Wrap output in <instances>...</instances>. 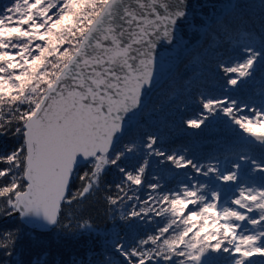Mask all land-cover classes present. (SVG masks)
Returning <instances> with one entry per match:
<instances>
[{
	"label": "snow or ice",
	"instance_id": "6c2138e0",
	"mask_svg": "<svg viewBox=\"0 0 264 264\" xmlns=\"http://www.w3.org/2000/svg\"><path fill=\"white\" fill-rule=\"evenodd\" d=\"M182 9L183 0H14L0 13V136L11 135L17 141L11 151L0 152V215L17 213L57 224L60 202L66 199L81 159L90 168L79 176L81 188L70 194L68 203L94 190L109 165L123 174L116 188L125 196L126 187L142 183L148 160L134 172L120 167L118 161L135 145L116 151L114 138L122 130V114L137 107L141 89L151 81V50L157 40L170 38L176 18L185 15ZM243 50L242 62L222 66L226 74L237 76L228 78L229 85L250 74L257 57L264 55V43L260 50L248 44ZM201 103L208 112L221 108L264 149V111L237 117L235 102ZM203 122L204 118L190 119L187 124L199 128ZM155 142L148 138L149 155L164 156L175 167L190 166L204 176L211 173L226 184L238 183L231 200L237 207L214 211L219 194L204 184L160 196L157 202L168 207L158 211L145 201V207L131 216L170 212L173 219L135 246L116 243L126 264H205L202 257L209 249L237 254L230 264H264L250 259L264 256V176L259 186H245L237 171L215 165L205 169L184 156L153 149ZM239 159L252 165L251 172L264 173V160L243 155ZM232 168L240 169L241 164L234 162ZM107 200L115 205L123 197L117 193ZM197 220L203 221L199 227ZM237 221L254 230L237 234ZM172 225L177 229L165 237ZM12 242L13 233L0 234V249L6 251Z\"/></svg>",
	"mask_w": 264,
	"mask_h": 264
},
{
	"label": "rangeland",
	"instance_id": "374dc122",
	"mask_svg": "<svg viewBox=\"0 0 264 264\" xmlns=\"http://www.w3.org/2000/svg\"><path fill=\"white\" fill-rule=\"evenodd\" d=\"M13 2L14 0H6L5 4H3V2H0V13H4L6 7H10ZM262 12H264V0H236L234 9L229 12L224 17V19H226L228 16H232L233 19L238 16V22L244 21L245 19L249 18L256 19L259 18V14ZM246 15L248 18L246 17ZM231 18H227L224 22L222 21L224 19H221L222 22L217 21L210 26V28L206 32L204 41L201 42V45L195 47L191 52H189L184 61L185 63L182 65L181 68H177L178 72H176L178 74L176 75V81H172L169 84L168 82L171 81V77L157 91V93L151 97L150 101L148 102V105L145 106L142 110L135 128L129 133H126L122 137V139L113 147L116 151H123L125 149V146L135 145L132 152H126L125 156L122 157L120 161H118L119 166L124 167L127 171L134 172L136 169L135 166L139 167L140 164H143L145 159L148 160V164L145 167L142 183L139 186L131 185L130 188H125L127 196H125L124 192H119V190L116 188V184H119L123 179V174L119 172L118 168L115 165H109L106 167V169L114 170L116 172L110 178V182H108V190H106L105 188L107 185L106 182L108 180V175L102 176L100 178L99 185L94 186V188L96 189V191L103 192L102 201L107 204L105 207L107 211V223L98 225L92 223L88 219H85L84 216L81 214V209H83V205L81 202H67V206L65 207V209H62L61 206L58 223L55 225V227L51 229L53 231V235L79 237L81 239L80 241H82L83 239H87L91 244L90 250H86L85 252V258L77 256L75 258V261L72 262V264H82L85 259H88L90 263H95L98 259V256H94L92 247H98L97 251L103 249L104 251L110 253V255L102 256L105 262L107 261L108 256H110V259H108L109 264H126L124 258L121 257L119 253H117L114 247L116 243L123 244L126 247H132L135 246V244L139 240L146 239L147 237H143L141 235L144 234V231L146 229H149L154 223L152 220L149 219V215L154 217L153 220H156L158 222V228L152 235H157L158 230L168 224L167 222L164 225V222L166 220L165 218L167 216L169 217V222L171 221V219H173L170 212L163 213L162 215H156L155 211H148L147 215L142 212L140 216H131V212H139L141 208L145 207V201L148 202V206L151 209H156L157 211L160 207H168V205H160L157 202L160 196L172 192H178L184 186H189L190 183V187L199 185L201 183V180L199 178L194 177L193 174H190L187 171L186 167H176L172 170L174 174L176 173V176L171 179V184L168 185L169 191L164 188L167 179H169V174H167L166 176V169L169 165H174L170 161H167L164 156H160L162 157V159L158 161L157 158L159 156L154 154L149 155V153L152 152V149L146 148L145 145L148 143V138L152 137V132L147 130V125L150 124L153 129H156L157 123L162 119L166 112L170 111L173 108V101L175 100L176 94L180 92L184 87L185 89L183 95L188 98H191L193 95H195L193 93H190V81L197 80L200 76L203 75L206 76V67H209V65H212L214 67L216 65L214 63L217 60V57L219 56V52L222 48V39L224 38L225 29L223 30V28L221 27L228 24ZM228 27H231V25L228 24L226 28ZM242 41V43L239 42V44L235 46L236 51H231L227 55L231 58L229 64H226L225 66H233L238 62H242V60L245 58L246 53L243 49L244 46L248 43H245V39H243ZM262 43H264V41L260 42L258 46H255L253 48L256 50H260ZM208 61H210V63ZM229 77L237 78L236 74L225 73L226 80L220 85H223L224 87L229 86L230 88H232V92L230 93V96L226 98L224 103L231 104L232 102H235V107L233 108V114L235 116L252 117L250 115V108L251 105L255 102L254 95H256L257 90L259 89L258 85L264 84V55L257 57V60L254 62V67L250 70V74L245 77L238 78L236 85H229L227 83ZM160 92L164 96L162 99H158L161 95ZM228 117L229 116L225 115L221 108L216 111V115L213 118L214 121L210 125V128L215 129L218 126L222 131V134L218 132L217 138L211 137L209 139L210 144L207 146L206 149V157L208 156V149L212 148L215 145H221L220 139L223 137L224 134H228L230 136L237 135L239 137H244V140L250 138L252 146L254 148H261L259 142L253 140V137L245 133L239 126L232 128V118ZM153 138L155 139V136ZM2 139L3 136H0V141ZM4 143L5 144H1L0 147L6 146L7 142L5 141ZM5 149L7 148L5 147ZM153 149L159 150L158 144H156V142L155 144H153ZM241 161L242 160H240L239 157L233 160L232 156H229V160L226 161L223 165L224 170L227 169L230 171L238 172L239 169L232 168V164L234 162L239 163ZM84 165H87L88 169H86V171H88L90 165ZM200 165L202 166L203 164L200 163ZM151 170H156L154 176ZM194 172L196 171L194 170ZM260 178L261 175H257L252 183L250 181L247 182L246 180H241L238 176V180L242 182L245 186H259V181L261 180ZM80 183L82 184L83 182L80 181ZM154 183L158 185V187L156 189L150 188L149 185ZM223 183L226 184L225 182ZM237 185L238 183L231 182L227 183L226 187H234ZM111 189H114L113 198H115L117 193H119V195L123 197V202L118 200L115 205H112L108 202L107 193H109ZM236 194L237 192L233 193L232 198ZM67 196L66 199H68ZM149 196H151L153 199L149 200ZM127 197H132V199H127ZM231 200L228 201L226 207H237L236 205L231 204ZM195 207V205H189V208ZM240 211L245 210L240 209ZM186 213L187 212L184 210V214ZM247 215L251 216L253 215V213H247ZM256 215L258 217V213H256ZM5 217L6 216L4 215V217L0 218V222L4 221L6 219ZM196 223L199 227V225L203 223V221L197 220ZM209 223H211V221H209ZM235 223L240 224V227L237 228L239 231L238 234H240L244 229H248L249 232L254 230L253 226L245 221H237ZM180 227L182 228L183 225H180ZM174 229H177V225H172V228H170L169 232L165 233L164 236L166 237L171 235ZM193 231H196V229H193ZM149 246L151 245H148L146 247ZM233 256H235L233 253H225L223 251H212V255L204 257L203 260L205 261V264H230V261H232ZM250 259L254 261L264 262V256L254 255ZM160 264H165V262L160 261Z\"/></svg>",
	"mask_w": 264,
	"mask_h": 264
},
{
	"label": "trees",
	"instance_id": "16d2710c",
	"mask_svg": "<svg viewBox=\"0 0 264 264\" xmlns=\"http://www.w3.org/2000/svg\"><path fill=\"white\" fill-rule=\"evenodd\" d=\"M1 1L2 0H0V2ZM231 17L232 16H228L227 18ZM226 19L222 21L224 22ZM228 24H230L231 27L226 28ZM228 24L221 27L223 30L225 29L224 38L222 39V48L219 52V56L214 63L216 65L214 67L212 65L206 67V76L203 75L197 80L190 81V93L195 95L191 98L183 95L185 89L184 87L176 94L175 100L173 101V108L166 112L162 119L157 123L156 129H153L150 124L147 125V130L152 132V137L155 136L156 144H158V148L161 152L166 155L175 154L177 156H184L186 159L192 160L197 166H201L200 161L202 162L204 159L207 146L210 144L209 139L211 137L217 138L218 132L222 134V131L218 126L215 129L210 128V125L214 121L213 118L216 115V111L220 108L217 107L215 111L208 112L203 108L201 101L205 99H217L225 102L226 98L230 96L232 88L220 85L226 80L222 66L229 64L231 57H228L227 55L231 51H236L235 44H239V42L242 43L243 39H245V43L251 44L252 47L258 46L259 43L262 42L261 38L264 37V12L259 14V18H249L239 22L238 16L234 19L232 17ZM208 62L210 63V61ZM177 72L175 71L171 81L168 82L169 84L172 81H176ZM160 94L161 95L158 99H162L164 97L161 92ZM200 118H204V122L199 128H192L187 124V121L190 119ZM231 126L232 128L238 127L235 123H232ZM253 140H255V138H253ZM5 141L7 144L6 146L0 147V152L11 151L17 146L16 139L11 135H4L3 139L0 141V145L5 144ZM242 144L243 147L246 148V151L252 149V142L250 138L245 139V142ZM5 147L7 149H5ZM160 159H162V157L159 156L157 160L160 161ZM135 167L137 168V166ZM174 168L176 167L169 165L166 169V176L169 174V179H167L164 188L167 191H169L168 185L171 184V179L176 176V173L174 174L172 171ZM86 169H88L87 165H83L76 170L73 180L71 181L70 190L68 191V199H70L71 193H76L81 188L82 184L80 183L79 176L83 175L84 172H86ZM186 169L189 173H192L193 171V168L190 166H186ZM151 171L154 176L156 170ZM115 173L116 172L114 170L109 169H106L102 173L101 177L108 175V180L106 182L107 185L105 187L106 190H108V182H110V178ZM110 195L114 197V189H111L110 192L107 193V197ZM85 196L86 197L78 198L76 201H73L75 203H82L83 209H81V214L84 218L98 225L107 223V211L105 209L107 204L102 201L103 192L96 191L94 188V190L90 191V193ZM67 202L62 205V209H65ZM185 211L187 212L188 209H185ZM2 217H4V215H0V218ZM149 219L154 223L149 229L144 231V234L141 235L143 237H148L150 234L152 235L158 228V222L153 220L154 217L149 215ZM165 219L164 225L167 222L169 223V217L167 216ZM8 232L13 233V242L6 251L0 249V264H72L77 256L85 258V252L86 250H90L91 245L87 239L80 241L81 239L79 237L53 235L52 230L37 231L31 229L21 223L18 217H8L4 221L0 222V234ZM189 236H191V233H189ZM97 248L98 247H92L94 256H98L96 262L90 263L88 259H85L82 264H109L108 259H110V256H108L106 262L102 256L110 255V253L104 251L103 249L97 251ZM211 255L212 250L209 249L205 253L204 257ZM204 257H202V259H204Z\"/></svg>",
	"mask_w": 264,
	"mask_h": 264
},
{
	"label": "water",
	"instance_id": "95a60500",
	"mask_svg": "<svg viewBox=\"0 0 264 264\" xmlns=\"http://www.w3.org/2000/svg\"><path fill=\"white\" fill-rule=\"evenodd\" d=\"M235 2L236 0H183L182 10L185 15L176 18V23L171 26L170 38L157 40L155 48L151 50V81L141 89L137 107L122 114L124 117L121 121L122 130L116 134L113 147L126 133L135 128L142 110L148 105L151 97L170 79L177 68L183 65L188 53L201 44L210 26L234 9ZM68 82L71 83L70 80ZM84 164L86 163L81 159L76 169ZM67 193L68 191L65 192V196ZM65 202L67 199L60 202L57 220L61 206ZM8 217H18L23 224L37 231H49L56 225L47 224L42 218L35 216L21 217L13 213L5 218Z\"/></svg>",
	"mask_w": 264,
	"mask_h": 264
}]
</instances>
